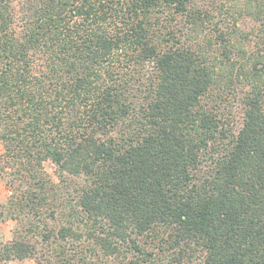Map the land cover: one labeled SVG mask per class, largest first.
Here are the masks:
<instances>
[{"label":"trees","instance_id":"trees-1","mask_svg":"<svg viewBox=\"0 0 264 264\" xmlns=\"http://www.w3.org/2000/svg\"><path fill=\"white\" fill-rule=\"evenodd\" d=\"M230 3L0 0V261L264 264V0Z\"/></svg>","mask_w":264,"mask_h":264},{"label":"rangeland","instance_id":"rangeland-1","mask_svg":"<svg viewBox=\"0 0 264 264\" xmlns=\"http://www.w3.org/2000/svg\"><path fill=\"white\" fill-rule=\"evenodd\" d=\"M26 0H15V4L17 6V8L19 9L25 2ZM199 1V5L202 6L204 9H209L211 12L215 11V14L217 13V10H213L214 9V0H198ZM223 3L226 4V6L224 7V10H222V13L219 12L218 15H216L215 20H219V19H224L226 14H231L234 10L237 9L236 6H234L231 2V0H222ZM243 1V0H240ZM230 11V12H227ZM236 16H238L237 13H235ZM233 18V17H232ZM235 18V17H234ZM242 20V19H240ZM231 21V20H230ZM241 24V21L239 23V25ZM245 25H249V22ZM214 102V101H213ZM239 103V101H238ZM225 104H222L221 102H219V108L223 111V112H230V120L232 123H234V126L239 125V123L241 122V114H242V110L241 107H239L237 104L234 103H229V106H224ZM3 145L0 142V153L3 152ZM46 169L47 171L57 180V176L55 173V165L52 162H46ZM12 193V188L7 185V183L3 180H0V203H3L5 201H7L10 197ZM22 225L20 224L19 221H17L16 219H9L7 221H2L0 222V247H2V245L9 241L14 239L17 236H20L19 232L17 231L18 228H20ZM0 264H37L35 259L32 258H27L24 260H18V259H14L11 261H6V262H2L0 261Z\"/></svg>","mask_w":264,"mask_h":264}]
</instances>
